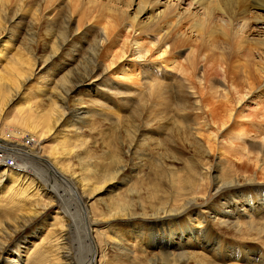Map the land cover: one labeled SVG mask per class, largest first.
Instances as JSON below:
<instances>
[{
	"label": "rangeland",
	"instance_id": "obj_1",
	"mask_svg": "<svg viewBox=\"0 0 264 264\" xmlns=\"http://www.w3.org/2000/svg\"><path fill=\"white\" fill-rule=\"evenodd\" d=\"M70 3L13 0L11 5L0 0V139L22 128L34 134L36 146L26 143L41 158L39 169L56 176L59 190V197L49 191L38 169L8 182L11 190L0 188V253L5 249L6 256L18 259L8 250H21L23 264H76L77 256L87 261L92 242L83 233L76 236L72 222L81 211L96 221L90 234L98 249L94 264H144L146 257L175 264L162 261L165 249L154 247L161 229L171 230L193 255L181 264H264V105L254 103L263 102L264 92L263 99L251 96L250 109L237 104L243 94L226 97V65L218 63L233 53L246 58L238 51L241 36L233 30L235 25L219 17L220 12L207 24L215 33L205 37L208 43L203 46L212 50L198 55L197 69L189 63L192 49L202 44L196 36L169 47L165 55L171 63L157 69L145 66L155 63L147 50L156 56L165 50L152 45L156 36L146 35L136 51L126 52L131 39L103 42L96 36L101 26L88 21L80 25L82 15H72ZM125 10L130 13L131 7ZM253 27L245 32L250 38L240 40L259 60L257 52L264 53V47L256 37L264 31ZM107 51L116 56L114 61L124 63L107 60ZM211 55L217 66L205 78ZM137 56L143 57L137 61ZM240 63L248 66L244 60ZM73 73L78 80L88 73L92 78L66 95ZM78 103L84 109L80 117ZM220 103L243 118L222 128L228 115ZM55 106L62 121L45 132L44 116ZM211 108L218 111L215 119ZM55 117L51 113V126ZM93 133L99 134L96 141L91 140ZM81 139L87 140V147L82 143L75 151ZM0 158L10 161L1 150ZM117 169L120 174H115ZM218 188H225L228 200H254L245 206L238 203L228 222H205V214L223 208L224 200L215 196ZM63 201L68 210L64 205L61 209ZM205 225L220 237L212 238L210 246L196 236ZM136 231L141 238L132 237ZM119 240L130 256L121 254ZM223 243L229 247L222 248ZM169 250L170 258L182 256L176 248ZM3 258L0 254V263Z\"/></svg>",
	"mask_w": 264,
	"mask_h": 264
},
{
	"label": "bare ground",
	"instance_id": "obj_2",
	"mask_svg": "<svg viewBox=\"0 0 264 264\" xmlns=\"http://www.w3.org/2000/svg\"><path fill=\"white\" fill-rule=\"evenodd\" d=\"M4 2L12 5L13 0H4ZM16 4L19 7V3ZM4 5L5 4H3V6ZM69 7L71 9L72 15L78 13L82 15L79 20L80 25H83L85 21H88L89 24L92 23L94 25L101 26V33L96 32V36H101V38H103V42H111L112 40L119 38L131 39L130 42H127L125 45L126 52H129L130 49L131 51H136L140 40L143 39L146 35L156 36L157 43L152 45L162 46L165 48V50H161L158 56L153 55L152 50H147L146 55L149 58L153 57L155 63L150 64L147 62L145 66L155 65L157 69L163 64L171 63L168 60L169 56L165 55L169 47H173L177 43L187 44L188 39L192 36H196L197 39L202 40V44L197 49H192L191 59H189V63H191L194 69H197L200 63L198 55H202L204 51L212 50V47L205 49L203 44L206 45V43H208V39L206 41L205 37L210 38L214 35L213 33H215V31L213 30V28H209L207 24L211 23V21L215 19L217 13L219 12L221 13L219 17H225L224 19L226 20V22L228 21L227 23L230 26L235 25L233 30H236L237 34L240 35L243 40L250 38V35L248 36L245 32L251 27L254 28V25L261 27V29L264 31V0H71ZM126 7H131L130 13L125 10ZM219 29L223 30V27L222 29ZM260 36L261 37H256L258 38L256 39V41L258 42L259 46L264 47V34H260ZM240 39L238 51H243L244 55H246V58L244 56H240L238 53H233L229 55L228 58H224L222 59V62L218 63L226 65L224 73V77L227 80L228 86V90L225 89L226 97L234 98L235 95L241 93L243 94V96L239 97V99H237L235 102L237 104L245 103L246 107L250 109L251 107L249 105L251 104L249 103V101L253 100L251 98L252 95L256 94L258 99L263 97L264 53L262 51L257 52L259 58L258 60L254 57V51L247 48V42H243ZM214 42L215 41L213 40L210 43H213L214 46ZM8 43L9 42H7V44ZM7 44L5 45L4 50L8 49ZM105 53H107L106 55H104L107 60L111 58V61L113 63H124V59L120 60L119 62L114 61V58H116V56L114 54H110L109 51ZM142 57L143 56H137V61ZM134 59L135 58H133L132 60ZM208 59L209 62H212L207 69H204L203 77L205 78L208 77V75L211 73V70L215 72V67L217 66V61L215 62L214 56L211 55L208 57ZM232 59H235V61H231ZM241 60H244L245 63L248 64V66H244L242 63H240ZM122 66L124 65L122 64ZM88 74L81 75L82 77L78 80L76 79V73H73V84H71V86L67 88L68 90L66 91V95L71 94L73 90H76L82 84L85 83L86 85V81L89 78H92L91 73ZM89 88L93 89L94 85L90 86ZM254 103L259 104V107H262L264 105V99L263 102L259 103L256 100ZM77 105L78 108L76 116L80 117V115L84 113V109L83 106L80 107V103H78ZM218 107H223L224 112L228 115V120L221 122L223 123L221 125L222 128L224 126H227L225 124H229L232 119L233 121H235L236 118H238V120L243 118L238 114L234 115L233 111L230 110V107L224 105L223 103H220ZM218 107L216 108L217 110ZM231 109L234 110V107H232ZM210 111L212 112L213 118H217L218 111L216 112L213 108H211ZM51 113H54L56 115L52 126L50 124ZM251 114L254 116H259L260 112H252ZM44 117L45 120L42 125V130L45 132H49L54 126L62 121V113L61 111H59V107L57 106L53 107V110L49 113V115ZM251 119H254L253 116L251 117ZM238 120L236 122H238ZM37 126H39V124ZM93 134V136L91 135V140L96 141L99 134ZM8 136L10 138H4L3 140L0 139V150L10 156V161L7 158H0V188H7L11 190L12 185L7 186L8 182L10 183L16 180L19 181V179L24 178V175H22L21 172L25 171L24 173H27L29 171L35 172L39 170V173L41 174L43 180L48 184V190L54 192L55 195L59 197V190L56 188V176L53 173L50 174L51 172H45L43 169H39L40 167L38 165L40 163L43 164V162L40 161L41 158L38 157V154L35 152L34 148L30 147L28 143H26L32 142L33 147H35L38 141L34 139L35 135L22 128L21 130H19V132L10 134ZM86 141V139H81L79 148L77 147L75 151L81 150L82 148L80 147V145H83L82 143H85L86 145ZM137 143L138 141H136V144ZM253 145L254 144H252V146ZM69 152H74V147L71 148ZM131 168L135 169L134 166ZM14 169H17V172H15ZM126 169L127 167L122 169L121 173ZM117 172L120 174V171H118V169L115 171V174ZM82 180L85 181V177H83ZM88 185L89 181L84 183V186ZM224 189L225 188H218L215 191V196L219 198L218 201H221L222 199L224 200L221 203V206L223 208L219 211H206L209 212V215L205 214V222H208L209 218L228 222L235 217L234 211L238 207V203L245 206L246 202L250 203L252 200H254L241 197L239 198L238 203L233 200H228L226 199L228 196L223 192ZM59 205L60 207L62 206L61 209L64 210V206H66L67 209L68 204L66 205V201H63L62 203L60 202ZM118 207L120 208L121 206H116V208ZM248 210L249 209H245L243 214ZM78 214L80 216L76 215L72 218V222L74 224L73 226L75 227V235L79 237V235L83 233L85 234L86 238L94 244L93 237H90V234H93L95 232L94 226L96 225V221L94 219L90 220L89 218L85 217V215H83L81 211L78 212ZM218 214H220L222 217L218 216ZM165 217L169 218L170 215H166ZM142 226L145 229H148L150 227L149 225H146L147 227L145 225ZM124 230L125 233L129 231L128 228H124ZM140 234L141 231H136L132 234V237L138 238ZM116 236H119L120 239L122 238L121 235L117 234ZM196 236H199V240L201 242H206L207 246L213 244L210 243L213 239L217 241L220 240L219 235L215 233L213 229L208 225H205L201 229H198ZM95 237L97 239L98 234L95 235ZM33 238H35V235L33 236ZM118 242V249H120L121 254H127L130 256V253L128 251H124V243L121 240H119ZM92 243H90L89 245L93 249V251L88 256L89 258L87 257V261L78 260L77 256L75 257L76 264H94L95 257L98 254V249L96 248L95 244L93 246ZM221 246L222 248H227L229 247V244L223 243L221 244ZM154 247H157L158 249H165L163 254L166 257L161 259L162 261H173L175 262V264H181L184 263L186 259L193 257V255L190 254L189 251L184 250L185 244L180 240V238L176 237L174 233L168 229L158 230L157 238L154 242ZM170 247L176 248L178 251L177 254H182V256L170 258L169 256L172 254L169 250ZM8 253L15 254L18 259L9 257V255L6 256V251L5 249H3L0 254L1 256L3 255L5 259L3 258L0 264H23V255L21 253V250H16V252L14 250H8ZM37 254L40 257L42 253L39 252ZM144 264H158V262L155 258L146 257L144 259Z\"/></svg>",
	"mask_w": 264,
	"mask_h": 264
}]
</instances>
